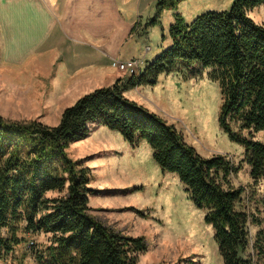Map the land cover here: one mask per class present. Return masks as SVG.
<instances>
[{"label": "trees", "instance_id": "16d2710c", "mask_svg": "<svg viewBox=\"0 0 264 264\" xmlns=\"http://www.w3.org/2000/svg\"><path fill=\"white\" fill-rule=\"evenodd\" d=\"M178 1L158 0L149 25ZM260 5L264 0H233L228 10H208L190 22L176 13L169 44L143 71L83 94L62 110L56 125L0 115V228L8 232L0 235V260L20 242V222L26 232L51 236L33 251L37 264H136L147 249L143 237L125 235L89 212V196L97 192L89 186L90 168L69 157L66 147L96 123L133 147L145 141L158 167L176 175L193 205L205 211L223 264H260L264 231L251 245L253 252L241 255L249 245L248 214L238 208L243 189L228 179L240 166L227 155L202 156L172 123L124 94L154 85L178 62L214 66L212 79L221 95L218 126L243 148L241 161L250 177L264 179V137L256 138L264 131V25L248 15Z\"/></svg>", "mask_w": 264, "mask_h": 264}, {"label": "rangeland", "instance_id": "374dc122", "mask_svg": "<svg viewBox=\"0 0 264 264\" xmlns=\"http://www.w3.org/2000/svg\"><path fill=\"white\" fill-rule=\"evenodd\" d=\"M157 2H153L150 15L143 10L139 13L137 20L141 19L138 21L141 29L136 36L140 39L130 38L137 46L135 59L142 58L141 67L169 44L168 29L176 13L185 22H190L208 10H228L233 0H180L173 8L162 9L157 23L149 25ZM248 15L264 25V5L252 8ZM143 28L149 29L148 38H142ZM139 44H147L150 48L142 47L141 51ZM110 66L113 67L111 62ZM213 69L214 66L200 63L178 62L173 71L159 74L156 83L149 85V99L138 97L132 89L124 94L172 123L184 141L202 156L227 155L234 165L240 166L228 179L234 187L243 189L238 208L248 214L249 245L241 253L246 256L253 252L251 245L264 231V179L255 181L250 177L248 165L241 161L243 148L231 141L218 126L221 95L218 82L212 79ZM117 71L125 76L136 74L135 71ZM27 76L17 66L0 64V115L7 119H35L56 125L67 105L50 103L49 90L41 86L35 73ZM119 81L117 79L113 84ZM263 137L264 131L256 134L257 139ZM66 152L90 168L89 186L97 192L89 196V212L125 235L144 238L147 249L138 255L136 264H223L213 230L204 223L205 211L193 205L175 174L158 167L145 141L133 147L118 132L92 123L89 134L69 143ZM56 194L49 192L48 196ZM18 226L16 235L20 242L0 260V264H37L33 251L43 249L51 236L44 232H26L22 222ZM7 234L6 228H0V235ZM260 264H264V258Z\"/></svg>", "mask_w": 264, "mask_h": 264}, {"label": "crops", "instance_id": "0c3cea01", "mask_svg": "<svg viewBox=\"0 0 264 264\" xmlns=\"http://www.w3.org/2000/svg\"><path fill=\"white\" fill-rule=\"evenodd\" d=\"M154 1L0 0V64L35 73L49 90L50 103L69 106L95 88L125 82L129 75L110 62L135 59L137 46L130 38L141 29L139 13L150 15ZM142 30V38H148L149 29ZM132 90L145 99L151 95L149 85Z\"/></svg>", "mask_w": 264, "mask_h": 264}, {"label": "built area", "instance_id": "2783aa9c", "mask_svg": "<svg viewBox=\"0 0 264 264\" xmlns=\"http://www.w3.org/2000/svg\"><path fill=\"white\" fill-rule=\"evenodd\" d=\"M142 62L141 59H127V60H120L118 58H113L111 60V65L113 68L117 70H126L130 73H133V71L137 73H140V63Z\"/></svg>", "mask_w": 264, "mask_h": 264}]
</instances>
